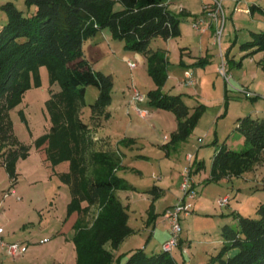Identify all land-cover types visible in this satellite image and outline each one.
I'll use <instances>...</instances> for the list:
<instances>
[{
  "label": "rangeland",
  "instance_id": "obj_1",
  "mask_svg": "<svg viewBox=\"0 0 264 264\" xmlns=\"http://www.w3.org/2000/svg\"><path fill=\"white\" fill-rule=\"evenodd\" d=\"M6 1L0 0V5ZM11 1L25 14L36 10L35 5L29 6L25 0ZM176 1H194L191 2L196 9L194 13L201 12L200 16L206 10L202 0ZM213 1L208 0L207 3ZM222 3L225 19L223 24V21L212 24L214 33L208 39L210 52L205 63L208 65L207 73L202 65L196 64L193 56L184 52L185 43L195 30H199L194 26V20L192 23L187 16L183 15L185 19L182 20L184 35L174 37L171 50L163 37H156L151 42L153 49L165 50L170 60V76L162 88L163 92L182 94L191 107L200 103L207 106L193 133L176 146L165 145L170 139L166 136L175 130L177 120L170 109L154 106L149 92L156 88V84L143 62V53L126 47L124 40L115 39L109 28L84 41L88 61L96 69L111 73L114 78L113 99L107 107L109 113L108 116L102 115L104 125L93 124L91 127L94 148L107 147L111 142L119 145L127 153L124 158L127 167L120 169L119 175L134 186L133 189L117 191L129 205V223L136 229L123 242L122 251L145 246L151 252L153 247L157 248L155 245H163L166 240L161 241L158 237L154 245L147 243L155 229L154 221L149 222L152 194L148 190L154 185L166 188V194L155 201L157 214L165 213L168 205H175L185 197L182 180L187 168L192 169L196 180V197L191 199L187 196L186 199L193 202L194 210L188 216H181L183 249L186 248L184 252L188 256L186 264H208L223 246V226L239 227V213L258 216V206L264 201V162L255 164L242 175L208 181L213 157L224 141L237 150L245 147L244 137L237 127L238 118L246 115L264 118V52L247 54L248 51L242 48L253 30L264 29V0L253 9L254 16L249 12L245 17L239 14L234 18V6L238 9L242 4H231L229 8L225 6V0ZM115 8H122L119 0H116ZM7 20L8 13L0 6V27ZM219 27L222 28L221 44L215 40V31ZM190 45L195 51L196 44ZM221 49L224 56L229 49V56L225 59L232 75L230 83L220 72ZM130 61L137 65L131 68ZM186 68L198 71L195 85L184 82ZM28 81L29 86L21 101L10 110L14 139L31 146V153L17 162L19 175L14 184L0 159V214L6 220H2L4 232L0 239L3 237L7 243L20 244L23 252L14 256L0 248V264H76L73 224L78 214L68 211L71 188L61 178V173L69 170V160L54 166L47 157L45 145L38 147L35 144L37 138L50 129L52 115L48 101L62 87L58 80L52 81L46 61L38 63L36 69L30 71ZM133 86L145 97L139 106L150 110L147 117L140 116L134 107L128 109L126 106V101L132 99ZM98 94L96 85L86 86L80 109V115L86 121L91 120V104ZM125 137H133L135 141L124 143L121 140ZM190 152L194 155L192 160L186 159ZM199 161L203 162L200 167ZM225 195L230 196V202L221 206L218 199ZM96 211V206L90 208L89 221ZM177 249L179 244L174 251Z\"/></svg>",
  "mask_w": 264,
  "mask_h": 264
},
{
  "label": "trees",
  "instance_id": "obj_2",
  "mask_svg": "<svg viewBox=\"0 0 264 264\" xmlns=\"http://www.w3.org/2000/svg\"><path fill=\"white\" fill-rule=\"evenodd\" d=\"M25 1L36 6L35 12L25 14L11 0L0 5L8 13L7 22L0 27V159L12 184L19 175L17 162L31 153V146L14 139L10 110L21 101L29 86L30 71L46 61L52 81L58 80L62 88L48 101L52 115L50 129L35 144L45 145L54 166L69 160V170L62 172L61 178L71 188L68 211L78 214L73 224L76 264H186L177 259L174 249L166 250L163 245L151 252L145 246L128 253L116 252L136 231L129 223V205L117 191L134 186L119 175V170L125 167L119 145L94 148L91 126L102 125V115L108 116L114 78L88 61L83 44L88 37L109 28L115 39L124 40L126 47L143 53L156 84L149 92L154 106L170 109L176 116L177 126L165 144L176 146L193 133L207 106L200 103L191 107L182 94L163 92L170 60L165 50L153 49L151 42L156 37L180 36L181 21L187 13H175L169 8V0H119L120 9L115 8L116 0ZM255 6L252 5V10ZM242 48L247 54L264 52V29L253 30ZM206 60L207 57H200L196 64L203 65ZM89 84L96 85L99 94L91 104V120L86 121L80 109ZM237 127L245 147L237 150L224 141L213 157L208 181L242 175L264 162V118L239 117ZM121 141L129 144L135 138L125 137ZM198 163L200 167L203 162ZM148 191L152 194L149 222H153L158 216L155 201L164 189L154 185ZM92 206L97 211L89 221ZM237 219L238 228L223 226V246L208 264H264V201L258 206V216L239 213Z\"/></svg>",
  "mask_w": 264,
  "mask_h": 264
},
{
  "label": "built area",
  "instance_id": "obj_3",
  "mask_svg": "<svg viewBox=\"0 0 264 264\" xmlns=\"http://www.w3.org/2000/svg\"><path fill=\"white\" fill-rule=\"evenodd\" d=\"M208 18V20H207ZM222 19V20H221ZM225 19V10L223 7L222 0H214L212 3H209L206 5V10L204 12L203 16L197 17L194 20V26L197 29L205 30L208 29L212 24L220 23V21H223L224 23ZM215 40L219 41L221 44V37H222V28H217L215 31ZM221 63H220V72L225 78V81L228 83L231 82L232 75L229 72V65L228 62L225 59V56L223 52L221 51ZM131 68L135 67L137 64L135 62H129ZM185 82L189 85H193L196 83L197 78L195 77L192 70L187 69L185 71ZM145 97L140 92V90L133 86V95L132 100L134 102V109L137 111V113L142 117H147L150 114V110L148 108L140 107L139 102L144 101ZM167 138V136H166ZM182 189L185 192L184 199L180 200L175 205L169 206L165 210V217L169 220L170 223V232L171 235L169 239H167L163 243V247L166 250L172 251L176 245L179 243V238L182 231L181 226V216L182 215H188L192 212L193 209V202L190 200H187V196H189L191 199H194L196 197V188L192 179V176L190 174V169H186L183 173V180H182ZM230 196L225 195L218 199V202L221 204V206L229 204ZM3 232V226L0 223V234ZM0 248L5 249L8 254L10 255H19L23 252V248L18 243H7L4 241V239H0Z\"/></svg>",
  "mask_w": 264,
  "mask_h": 264
},
{
  "label": "crops",
  "instance_id": "obj_4",
  "mask_svg": "<svg viewBox=\"0 0 264 264\" xmlns=\"http://www.w3.org/2000/svg\"><path fill=\"white\" fill-rule=\"evenodd\" d=\"M191 2H194V1H191ZM191 2H188V3H183V2H179V3H177V1L176 0H169V8L171 9V10H173L175 13H180L181 11H183V12H185V13H187V15H185V16H187L188 18H189V20H191L192 21V23H193V20H195L197 17H199L201 14V12L200 13H194V12H196V9H194V6H193V4H191ZM208 2V0H202V3L201 4H203V6L204 5H207V4H209V3H207ZM239 2L242 4V5H240L239 4ZM245 2V3H244ZM206 3V4H205ZM236 3H238L239 4V7H238V9H236V5L234 6V8H233V12H232V17L234 18L235 16H237V15H239V14H243L244 16L243 17H245V15L247 14V13H249V12H251L252 13V16H254L253 15V10H252V5H261V3H262V0H252L251 2H250V0H225V6H228L229 8L231 7V4H232V6L234 5V4H236ZM244 3V4H243ZM183 19H185V18H182V20ZM181 30H182V33H181V35L180 36H178V37H181V36H183L184 35V28H183V26H182V21H181ZM111 33V32H110ZM213 33H214V30H213V25L212 26H210L208 29H205V30H201V29H199L198 31L197 30H195V33L194 34H192L193 36H192V38L191 39H188L189 41H187L186 43H185V45L183 46V48H186L185 49V51L184 52H186L189 56H193L194 57V59L197 61L200 57H206V56H209V48H208V39L210 38V36H213ZM183 34V35H182ZM106 35H108V34H106ZM174 39V37H172V38H168V39H166V41H167V43H168V47H169V49L171 50V47H172V40ZM191 43H195L196 44V50L195 51H193V49H192V47H191ZM223 49V48H222ZM222 49H221V51H222ZM229 50V49H228ZM228 50H227V57L229 56V52H228ZM204 52H206V55H204ZM218 58H220V56H219V54H218V56H217ZM225 57H226V54H225ZM222 59V58H221ZM194 60V61H195ZM143 62H144V64L145 65H147L146 64V58H145V56L143 55ZM203 66V70H204V72L205 73H207L208 72V65L207 64H203L202 65ZM185 70H187V68L185 69ZM191 70V69H190ZM192 72L194 73V75H195V77H196V73L198 72L196 69L193 71L192 70ZM185 75V74H184ZM169 76H170V74H169ZM197 78V77H196ZM184 82H185V80H184ZM197 82V81H196ZM186 83V82H185ZM196 84V83H195ZM195 84H193V85H195ZM226 86H227V84H226ZM184 97V96H183ZM185 99V98H184ZM186 101V100H185ZM187 102V101H186ZM126 106H127V108L129 109V107H134V102H133V100L131 99V100H128V101H126ZM104 125V121H103V123H102V125H100V126H103ZM92 127V126H91ZM195 130V129H194ZM170 137V135H168L167 136V138L166 139H168ZM98 138V137H97ZM96 138V139H97ZM108 139V138H107ZM108 140H110V138L108 139ZM111 144H112V142H111ZM114 146V145H113ZM116 147H117V145H115ZM121 149V148H120ZM121 151L124 153V156H123V164H124V166L125 167H127V164L124 162V158H125V156L127 155V153L125 152V151H123L122 149H121ZM194 158V155H193V153H187L186 154V159H189V160H192ZM124 167V168H125ZM18 168V167H17ZM123 168V169H124ZM191 176H192V179H193V182H194V185L196 184V180H195V178H194V176H193V174H191ZM160 187H162L163 189H164V193H163V195L161 196V197H163L165 194H166V188L164 187V186H162V185H159ZM161 197H159V198H161ZM159 199H157L156 200V202L158 201ZM230 202V201H229ZM125 203V202H124ZM175 203V202H174ZM170 205H172V203L170 204ZM170 205H168L166 208H168ZM165 210V209H164ZM193 210H194V205H193ZM129 211V210H128ZM155 211H156V213L158 212L157 211V205L155 204ZM188 215H190V214H188ZM187 215V216H188ZM2 220L4 221V222H6V220H5V218H4V216L2 215V214H0V223H1V225L3 226V224H2ZM130 220V219H129ZM154 224H155V229H154V231H153V234L154 235H152L151 237H150V239H148L147 240V243L149 242V244L150 245H154L155 244V240H156V237H158L161 241L163 240V241H165V240H167V238L169 237V234H170V223H169V220L165 217V215H164V211H163V213L162 214H158V217L155 219V221H154ZM3 232H4V229H3ZM2 232V233H3ZM128 238V237H127ZM126 238V239H127ZM2 239H3V237H2ZM125 239V240H126ZM124 240V241H125ZM123 241V242H124ZM123 242H122V244H123ZM122 244L120 245V247H119V249L116 251L117 253H122V252H126V253H128L129 251H122L121 250V247H122ZM155 246H157V248H154L153 247V249L152 250H160L161 249V246L160 245H155ZM184 246H185V244L183 243V237H182V235H180V242H179V249H177L176 250V252L173 250V254L177 257V259L179 260V261H181L182 262V260H184L185 261V263L187 262V260H188V256H187V254L184 252V250H186V248L185 249H183L184 248ZM133 250V249H132ZM126 259V257H124L123 259H122V261H124Z\"/></svg>",
  "mask_w": 264,
  "mask_h": 264
}]
</instances>
